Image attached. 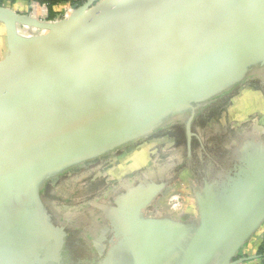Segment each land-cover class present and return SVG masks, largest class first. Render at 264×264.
Segmentation results:
<instances>
[{"label": "water", "instance_id": "obj_1", "mask_svg": "<svg viewBox=\"0 0 264 264\" xmlns=\"http://www.w3.org/2000/svg\"><path fill=\"white\" fill-rule=\"evenodd\" d=\"M98 1L58 21L0 6L13 54L0 64V264H110L63 226L46 193L173 127L191 138L198 117L264 70V0ZM260 166L221 204L209 189L194 230L140 217L144 200L126 230L129 264L260 260L238 258L264 224Z\"/></svg>", "mask_w": 264, "mask_h": 264}, {"label": "flooded vegetation", "instance_id": "obj_2", "mask_svg": "<svg viewBox=\"0 0 264 264\" xmlns=\"http://www.w3.org/2000/svg\"><path fill=\"white\" fill-rule=\"evenodd\" d=\"M262 76H264V70L255 69L240 86L247 83L250 84L253 79L261 78ZM260 91L264 94L263 89ZM261 93L256 89H251L239 102L241 105L240 109H242L241 112L247 114L254 111L253 114L249 115L247 122L257 113L264 114V96ZM221 102L225 103L226 100ZM214 104L208 113L215 109L216 104ZM240 109L235 111H240ZM208 113L198 117L192 123L191 138L187 136L184 126H176L152 136V138L158 137L157 139L163 141L169 139L172 141L173 150L169 152V150L160 147L156 157L153 158V161L148 166L143 167L138 172L134 171L136 173L127 174L130 178H125L127 180H123L122 184L119 185L117 183L118 187H114L111 190L105 201L106 205L101 209L103 216L97 219L100 229L96 236L91 234L88 228L84 227L85 229L81 230L82 226L87 224L84 220H80V225L72 218L60 217L63 226L73 227L74 237H77L83 243L82 245H86L90 254L102 259L103 262L108 260L113 262V264H129L132 262L127 250L126 230L130 216L146 199L148 200L141 210L140 217L170 218L178 221L184 227L194 230L198 222V219H195L197 217L196 214L200 215L199 200L206 199L209 189L210 196L221 204L225 197L230 198V194L238 192L248 182L255 180L257 166H264V140L260 136L256 137L259 132L264 135L263 124L253 123L256 133H251L252 140L245 139L240 144H233L232 154L230 153L227 160H224L219 159L217 156L219 151H222L217 141L213 142L209 149L206 143L203 144V140L198 133H196V127L200 126V129L202 128V125L205 124V116ZM236 118H239V115L236 114L232 117L228 122L230 124L229 127L231 125H239L237 123L239 121ZM225 119L226 115L223 120ZM228 123L224 121L218 125L224 128V125ZM257 127L259 128L256 129ZM254 137L256 138L253 141ZM224 154L222 153L221 155L224 156ZM175 187H177L178 191L171 192ZM170 192L171 195L179 193L185 197H193L192 199L196 201L197 207L195 206L191 210V208H186L185 206L183 215L173 213L169 207L162 204L164 199L171 196ZM92 206L94 207V204ZM85 214L81 212L78 215L81 217ZM111 262L110 264H112Z\"/></svg>", "mask_w": 264, "mask_h": 264}, {"label": "rangeland", "instance_id": "obj_3", "mask_svg": "<svg viewBox=\"0 0 264 264\" xmlns=\"http://www.w3.org/2000/svg\"><path fill=\"white\" fill-rule=\"evenodd\" d=\"M2 29H4V27ZM2 51L3 49L0 45V52ZM0 58H2L1 53ZM251 89H256L261 93L260 90H264V76H262L261 78L257 77L253 79L252 83L250 84L247 83L243 86H239L235 92H233L232 94L230 93L227 96L225 103L218 101L214 110L210 111L209 113V109L206 111V113H208V116H205V124L202 125V128L200 129V126L196 127V133H198L200 138L203 140V144L206 143V146L208 148L209 146H212L211 144L213 142L217 141L219 148L223 151H219V153L217 154L219 159L221 158L227 160L228 156H230V153L232 154L234 147L233 144H240L245 139L252 140L253 137H251V135L256 133V131H254L255 126L253 125V123H262L264 126V114L261 113L255 114L254 117L252 116V119L249 122L244 124L243 122H241V124L234 125L233 127L224 125L227 127L221 128L218 125L215 129L210 125L209 120L210 118H212V116H221V112L223 111V109H225V107L233 104L234 101H236L240 96ZM262 95L264 96V94ZM253 112L254 111H251L249 114H253ZM221 123L222 122H217V124ZM258 128L259 127H257L256 129ZM257 134L258 135L256 137L260 136V138L262 137V140H264V135H261L260 132ZM256 137H254L253 141ZM157 138L150 137L145 142H139L136 146H134L127 152L121 153L118 156L116 155V157L108 158L102 161V163H96L95 165L87 167L86 169H82L80 171H76L62 177L55 185H53V189L49 190L46 193L48 200L52 199L48 202V204L54 215L57 218H60L61 216L72 218L80 225V220H84L87 224L85 226H82L83 228H81V230L83 231L85 228H88L90 230L89 232L96 236L97 232L100 229V224L97 219L103 216V214L101 213V209L104 208V205H106L105 201L110 195L111 190L114 187H118L117 183H119L120 185L124 182L123 180H127L128 178H130L128 175L136 172H129L130 174L123 176L120 180L117 181L113 180V173H116L122 167H129L134 164L137 159H139L141 155H143L144 152H147L149 150L158 151L160 149V143H163L162 146H160L161 148L169 150V152L173 150L174 147L173 145H171L172 141H170L169 139L163 141ZM222 153H225L224 156L221 155ZM154 157H156V154L144 167L148 166L151 161H153ZM214 160L216 161V159ZM141 169H143V167ZM141 169L136 171L138 172ZM176 189L177 187L172 189L171 192L178 191V189ZM181 190L185 191L184 189ZM188 197L191 202L187 201V203H192L194 207H197L196 201L192 199L193 197ZM168 198L169 196L162 201V204L164 206L168 205ZM92 204H94V207L92 206ZM81 212L86 214L79 217L78 214H80ZM196 216L197 217H195V219L199 220V216L197 214ZM260 231L261 228L259 229V234ZM254 236H256V233L253 235V237ZM257 240L259 241L261 239L259 238ZM240 254H242L243 256L246 255L245 250L242 249L240 251Z\"/></svg>", "mask_w": 264, "mask_h": 264}, {"label": "built area", "instance_id": "obj_4", "mask_svg": "<svg viewBox=\"0 0 264 264\" xmlns=\"http://www.w3.org/2000/svg\"><path fill=\"white\" fill-rule=\"evenodd\" d=\"M27 2L29 3V9H30V11L27 12L29 15H31L32 17L38 20H42V21L49 20L48 18L49 10L46 5H41L35 1H27ZM4 6H8L15 10V6L12 4L4 5ZM72 6L73 5L67 4L62 10H59L60 12H62V17L53 21H58L70 17L71 14L73 13ZM25 31L27 34H29V36H35L45 33V32H40L38 29L29 28V27L28 28L26 27ZM187 201L191 202L188 197H185L184 195L179 193H174L168 198L167 206L173 213L183 215L185 213V206L186 208L187 207L191 208V210L194 208V205L192 203L188 204Z\"/></svg>", "mask_w": 264, "mask_h": 264}, {"label": "bare ground", "instance_id": "obj_5", "mask_svg": "<svg viewBox=\"0 0 264 264\" xmlns=\"http://www.w3.org/2000/svg\"><path fill=\"white\" fill-rule=\"evenodd\" d=\"M247 92H245V94H247ZM243 94L242 96H240L236 101L233 102V104H231L229 107H225V109H223V111L221 112V116H217V117H214L212 116V118H210L209 122H210V125L216 129V126H218L217 122H229L232 117L234 115H239V118H236V120H238L239 124H241V122H247L248 120V117H249V113L245 114L243 112H241L242 109H240V101H242L241 99H243L242 97L245 95ZM237 109H240V111H235ZM226 115V119H224ZM222 120V121H221ZM231 123V122H230ZM236 123V124H237ZM230 124L228 123L227 126H229ZM226 127V126H225ZM230 127H233L232 125ZM160 146H162V143H160L159 145V148ZM158 151H154V150H149L147 152H144L143 155H141V157L139 159H137V161L132 164L131 166L129 167H122L120 168L116 173H113L112 175V178L113 180L117 181V180H120L123 176L129 174V172H134L136 170H139L141 169L142 167H144L151 159L152 157L157 154ZM134 170V171H133Z\"/></svg>", "mask_w": 264, "mask_h": 264}, {"label": "crops", "instance_id": "obj_6", "mask_svg": "<svg viewBox=\"0 0 264 264\" xmlns=\"http://www.w3.org/2000/svg\"><path fill=\"white\" fill-rule=\"evenodd\" d=\"M15 6V10L18 12H21L23 14H26L29 10V3L27 1H18L16 4H14ZM66 5H61L56 7V9L62 10ZM2 26V27H1ZM4 27V29H2ZM0 45L2 46L3 51L0 52L1 53V57L0 58V62H11L12 58H13V54H12V49L10 47L9 41H8V37H7V31H6V27L0 23ZM264 234V224L261 227V231L259 234V231L256 233V236L252 237V239H250V241L245 245L244 250L246 252V255H256L255 253H257V247L259 245L260 240L258 241L257 239H261L262 235ZM258 242H256V241ZM247 264H264L262 261H253L251 263H247Z\"/></svg>", "mask_w": 264, "mask_h": 264}, {"label": "trees", "instance_id": "obj_7", "mask_svg": "<svg viewBox=\"0 0 264 264\" xmlns=\"http://www.w3.org/2000/svg\"><path fill=\"white\" fill-rule=\"evenodd\" d=\"M18 1H35L41 5H46L49 10V20H57L62 17V12L58 11L56 7L61 5H78L79 7L83 6L88 0H0V6L8 5V4H16ZM109 0H100L95 6H99L101 4L107 3ZM257 255L261 256V259L258 261H262L264 263V234L259 242L257 247ZM242 254H239L238 258L242 257Z\"/></svg>", "mask_w": 264, "mask_h": 264}]
</instances>
